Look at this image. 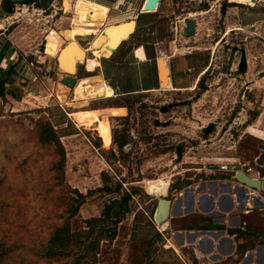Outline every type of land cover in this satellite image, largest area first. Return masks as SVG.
<instances>
[{
  "label": "rangeland",
  "instance_id": "1",
  "mask_svg": "<svg viewBox=\"0 0 264 264\" xmlns=\"http://www.w3.org/2000/svg\"><path fill=\"white\" fill-rule=\"evenodd\" d=\"M200 1L162 0L159 12L145 18L153 22L152 28L142 27L144 21L140 18L137 34L127 44V52L134 48L133 62L144 60L141 47L149 57L156 54L157 59H164L172 86L111 99L99 96L76 101L77 86L102 79L98 75L83 77L71 92L57 76L45 79L44 70L39 69L36 82L10 83L0 93V173L5 166L16 187L26 182L28 201L38 200L40 177L37 172L30 173L38 176L32 179L28 173V166H34L31 158L26 166L22 162L27 157L46 158L31 135L35 122L41 119L49 121L60 135L66 182L85 197L70 220L72 230L83 228L85 219L98 217L111 200L130 194L129 212L119 223L115 239L101 243L96 264H237L242 259L243 252L236 258L218 254L222 262H210V257L200 255L194 244L186 243L185 234L184 244L179 245L176 232L202 230L208 223L198 213L185 212L181 217L174 211L178 203L186 205L181 210L187 211V188L197 193L200 180L218 176L217 172H207L218 169L217 159L238 156L253 163L264 149L260 140L246 132L264 100V0H254L252 4L240 0ZM221 6H225L224 13ZM20 13L18 23L23 22L32 34L34 31L40 35V40L46 36L45 53L57 56L48 36L55 33L59 47L67 43L61 33L74 26L73 10L72 23L67 19L57 27L42 20L33 22L36 14ZM28 17L32 20L28 21ZM187 17L197 23L195 35L190 37L181 30ZM155 42L158 43L153 45ZM31 47L33 44L25 49ZM240 48L247 57L244 74L236 71ZM85 58L84 63L78 62L74 76L83 74L84 66L93 72L89 62L93 55ZM128 63L121 60L119 65L109 66L101 59L99 69L107 78L113 74L109 78L120 89L116 73L122 77L123 85L126 83L124 88L133 87L129 81L135 82L137 88L151 82L155 86L147 65ZM26 84L42 91L26 93L20 88ZM108 107H121L124 114L108 118L81 116L82 111ZM162 107L169 108L164 112ZM95 123L96 128L92 126ZM209 123L214 127L204 133L202 128ZM4 150L10 160L3 157ZM41 160L35 165L39 167ZM103 180L116 189L111 193L103 191ZM159 197L172 203L165 227L153 218ZM37 239L38 235L28 237V241Z\"/></svg>",
  "mask_w": 264,
  "mask_h": 264
},
{
  "label": "crops",
  "instance_id": "2",
  "mask_svg": "<svg viewBox=\"0 0 264 264\" xmlns=\"http://www.w3.org/2000/svg\"><path fill=\"white\" fill-rule=\"evenodd\" d=\"M12 1L15 2L14 10H16V12L13 11V13L10 15L3 11L0 6V68L4 70L8 68L12 69L13 74L11 76V84L26 83V81L36 82L38 78L37 72L39 69L44 70L45 79L52 76H57L60 82L62 77L67 74L60 69V66L57 63L58 57L56 55L51 56L45 53L46 36H44V41L40 40L38 39L40 35L36 34L34 31L32 34V31H29L30 28L27 27L23 22L18 23V20H20L18 17V15L21 14L20 12L27 11L28 16L30 14H36V17L33 18L35 21L33 22H40V20H42L43 22H48L56 27L58 25H61L67 19H69V22L71 24L74 13V26L72 28H68L70 30L66 33H61V36L66 41H70V38L75 36L74 40L72 41H75L76 46L83 50L84 57H92L93 55L94 59L96 60L99 57L91 48L92 42L96 39V36L100 35V32H102L108 26L122 23H131L133 25L132 31L116 46L111 54L103 56L104 58L100 57L99 62L97 60L98 65L96 67H92L90 65V67L93 68L90 71L93 72L87 71L88 68L85 69V66L83 65L84 73L79 75L78 77L75 76L76 83L83 77L98 75L102 79L103 84L109 90L108 95H103V97H105L106 99L117 98L119 96H124L127 94H137L167 88V85L163 88L160 83L156 54H153V57H149L146 50L141 47L144 53V60L133 62L131 59V55L134 48L130 53L127 52V44L130 40L135 38L137 34V30L139 28L138 20L141 18L140 20L144 21L142 27L147 28L148 26H150V28H152L151 25L153 24V22H150V20H146L145 18L159 12V9L162 5V0H159L158 9L154 12L142 10L145 0H84L87 3H94L96 5L102 6L105 9L104 17L102 18V25L98 28L95 26L88 27L77 22L75 18V2L77 0H68V2L70 1V7L68 10H66L64 7V2L66 0H32L29 4H21V0ZM71 9L73 10V13ZM69 14L71 15V17L68 16ZM27 19L28 21L32 20L31 18L29 19V17ZM37 26L39 25L37 24ZM51 31L55 30L52 29ZM151 33H154V31L152 30ZM56 36L57 35L55 33H53V35H49V43L52 45L53 50L59 53L62 47L58 46ZM123 43L126 44L121 48ZM157 43L158 42H155L153 43V45H156ZM27 44H33V47H31L30 50H26L25 47L28 46ZM41 44L43 45V47L41 46ZM62 45L63 47L66 46V42ZM88 54H90L91 56H88ZM101 59L105 60V62L109 64V66H112L111 64L117 66L120 64L121 60H128L129 65H147L149 68L150 77L154 78L155 86H152L153 83L151 82L148 83L147 86L137 88L135 87V82L132 83L131 81H129L128 84H133V87L124 88L126 86V83L123 85V80H121L122 77L117 73L116 78L119 81L118 83H120L122 87L120 89L117 85L113 86L111 79L109 78L113 76V74L110 73L107 78V76H104L103 72H101L102 70L100 71L99 69V67L101 66ZM73 63V74L76 75L78 62L75 59L73 60ZM164 64L166 65L169 74H167L169 87V85H171V73L167 67L166 62H164ZM134 77L133 80H135ZM131 79L132 77H130V80ZM6 85L8 86V84ZM30 87L31 86L29 84H26V87L20 86L22 90L26 89V93L28 92V89ZM64 87L66 90L70 89L67 86ZM36 91V93L38 94L42 90L37 88ZM70 91L72 92L71 89ZM100 109L109 110L112 109V107ZM259 109L260 111L258 115L252 120L251 123L246 126V132L260 140V142L264 146V100L263 102H261ZM92 126H95V124H93ZM101 140L102 138L100 139V141ZM263 153L264 149H261L254 157L253 163L247 160H242L238 156L219 158L216 161L218 162V166L221 164L239 162L253 168L254 174L248 176L258 179L260 181V188L257 191L250 189L247 191V194H245L244 190H241L243 187H240L239 183H237V181L233 179L234 174H232V172L220 171L219 168L216 170L207 169L208 173L216 174L214 172H217L218 176L214 178V180H200L197 185L203 186V189L200 188V191H198L197 193L193 192L188 196V199L192 201L191 204L188 205L187 211L181 210V208H186V205L184 207L182 206V204L180 205V203H178L176 206L177 210L176 212L174 211V213L175 215L181 217L185 215V212L198 213L200 214V216H202L201 218L204 223L207 222L208 225L204 226L202 230H196L199 232H176L179 245L184 244L185 234L187 238L186 243L188 242L189 244H194V246L198 249L197 251H199L200 255L210 257L212 254H214L216 255V257H218V254H221L223 258L232 256L236 258L238 255H240L241 252H243L242 259L237 264H264ZM256 173H258V176L256 175ZM212 186H214L213 191ZM178 195H181V193H178ZM201 231H210L217 234L216 237L203 238V242L200 245L202 250L198 247V239L202 238V234H200ZM193 232L196 233V237L193 241H191L190 237L191 233ZM178 233L181 234V237H179ZM197 233H199V237H197ZM180 239L182 240L181 242ZM210 242H212L213 247L211 248L210 252L207 253L205 251L207 250V248H209Z\"/></svg>",
  "mask_w": 264,
  "mask_h": 264
},
{
  "label": "trees",
  "instance_id": "3",
  "mask_svg": "<svg viewBox=\"0 0 264 264\" xmlns=\"http://www.w3.org/2000/svg\"><path fill=\"white\" fill-rule=\"evenodd\" d=\"M31 1L21 0L20 3ZM14 4L12 0L0 2L1 9L9 15L14 11ZM12 74V69L0 68V93L12 82ZM31 135L46 158L43 161L27 157L22 164L26 166L30 158L34 163L33 167L28 166V173L39 174L36 191L39 198L28 201L27 183L16 187L17 183L7 176L4 166L0 173V264H96L101 243H111L115 239L119 223L129 212L130 194L111 200L103 206L98 217L85 219L83 228L72 230L70 220L77 215L85 197L69 187L65 180V151L60 135L43 119L35 122ZM3 157L10 160L6 150ZM39 160L38 167L35 162ZM35 178L38 176L33 175L32 179ZM103 182V191L111 193L116 189L108 187L105 180ZM36 235L39 239L28 241V237Z\"/></svg>",
  "mask_w": 264,
  "mask_h": 264
},
{
  "label": "bare ground",
  "instance_id": "4",
  "mask_svg": "<svg viewBox=\"0 0 264 264\" xmlns=\"http://www.w3.org/2000/svg\"><path fill=\"white\" fill-rule=\"evenodd\" d=\"M239 1V0H238ZM243 2H249L253 3L254 0H240ZM64 7L66 10L70 7V1L66 0L64 2ZM75 18L77 22L81 25L85 26H95V27H101L102 25V18L104 17L105 9L102 6L96 5L94 3H87L84 0H77L75 2ZM133 25L131 23H122L117 25L108 26L103 30V33L101 35L96 36V39L92 42V49L95 53H97V56L103 57L106 55H110L111 52L116 48V46L127 37V35L132 31ZM65 37V36H64ZM67 39V38H66ZM66 43L65 50H69L67 54H70L73 60H77V62L84 63L86 58L84 57V52L81 50L78 46L71 47L72 43L75 44V41H68ZM76 45V44H75ZM65 47V46H64ZM63 47L61 48V50ZM61 50L59 51L57 57L62 60H66L68 58L67 56L63 55V53L60 54ZM64 50V51H65ZM77 50L80 51V55H75L77 53ZM63 51V52H64ZM75 58V59H74ZM72 60V61H73ZM164 59H157V65H158V71H160V79L163 81L162 72L164 71L166 73V76L164 78V83H162V87H168V70L166 68V65L164 64ZM90 65L92 67H96L98 65V62L96 59H90L89 60ZM64 63V62H63ZM65 64V63H64ZM64 66V65H63ZM60 69L66 73H72L73 71L70 70L67 67H60ZM168 74V75H167ZM89 79V78H87ZM86 79V80H87ZM94 81V80H92ZM83 82V81H82ZM76 85V84H75ZM74 85V87H75ZM73 87V88H74ZM109 90L108 88L103 84L102 81L95 82L94 84L91 82H87V86L77 88L74 90V97L76 101L79 100H87L89 98L93 97H99L103 95H108ZM82 104V103H81ZM81 116L83 117H89L90 114L99 116L101 118H108L110 115H122L124 114V109L119 107H114L109 110L105 109H91L87 111H82ZM93 125V124H92ZM95 126L97 127V124L95 123ZM160 227H165V224L160 225ZM200 256V255H199Z\"/></svg>",
  "mask_w": 264,
  "mask_h": 264
},
{
  "label": "water",
  "instance_id": "5",
  "mask_svg": "<svg viewBox=\"0 0 264 264\" xmlns=\"http://www.w3.org/2000/svg\"><path fill=\"white\" fill-rule=\"evenodd\" d=\"M158 6H159V0H145L142 10L154 12L158 9ZM195 24H196V22L193 19L187 18L185 20L184 31H185V34L187 36L193 35ZM71 47H75V49H76V45L74 43H72ZM65 48H66V46L63 47V49L60 52V54L63 53V55H65V56L68 55L67 56L68 58H66V60H63V62L65 64L59 58L57 59V63L60 67L65 66V67H67L73 71L74 70V63L72 61V57L70 54H67V52H69V50H65ZM239 52H240V56H239V61H238L237 66H236V71H237V73L244 74L246 72V68H247V57H246V53H245L244 48H240ZM78 54L80 55V51L77 50V53L75 55H78ZM158 73H159V79H160V71H158ZM161 76H163V79H162L163 81H161V79H160V83L162 84V83H164V78L166 76V73L163 71ZM61 82H62V84L66 85L68 88L72 89L76 83V78H75L73 72L67 73L66 75H64L61 79ZM30 89H32L34 91V93L37 92L36 89H34L32 87H30L28 89V91H31ZM213 127H214L213 123H209L206 127H203L202 129H203L204 133H208L209 131H211L213 129ZM233 179H235L237 181V183H239L240 187L241 186L243 187L241 190H244L245 194H247V191L250 189L257 191L260 188V181L258 179L250 177L242 171L236 172L233 176ZM196 187L203 189V186L197 185ZM213 187L214 186H212V191H213ZM185 193H188V195H191L192 194V188L191 187L187 188ZM163 196H165V195L163 194ZM245 198H246V195H245ZM191 201L192 200H190V204H191ZM170 206H171V201H169L168 199L160 198V197L157 198L156 208H155V212H154V216H153L155 223L162 225V224H165L167 222V219L169 217ZM200 234H202V238L198 239L199 240L198 247L201 250H202V248L200 245L203 242V238H210V237H216L217 236L216 233H213L210 231H201ZM178 235H179V237H181L180 233H178ZM195 237H196V233H194V232L191 233V237H190L191 241H193ZM181 241L182 240L180 239V242ZM212 247H213V244H212V242H210L209 248H207V250L205 252L209 253ZM212 256H216V255L212 254Z\"/></svg>",
  "mask_w": 264,
  "mask_h": 264
},
{
  "label": "built area",
  "instance_id": "6",
  "mask_svg": "<svg viewBox=\"0 0 264 264\" xmlns=\"http://www.w3.org/2000/svg\"><path fill=\"white\" fill-rule=\"evenodd\" d=\"M220 171H230L232 174H235L237 171H243L246 175L254 174L252 167L239 162H232L230 164H221L218 166ZM258 176V173H256Z\"/></svg>",
  "mask_w": 264,
  "mask_h": 264
},
{
  "label": "flooded vegetation",
  "instance_id": "7",
  "mask_svg": "<svg viewBox=\"0 0 264 264\" xmlns=\"http://www.w3.org/2000/svg\"><path fill=\"white\" fill-rule=\"evenodd\" d=\"M199 2H201L200 0H199ZM229 3V2H228ZM249 3V2H248ZM237 4V3H236ZM249 4H251V3H249ZM221 12L222 13H224L225 12V6H221ZM187 18H189V17H187ZM186 18V19H187ZM186 19H184V23H185V20ZM197 23L195 24V28H194V33H193V35H195V32H196V29H197ZM182 32H183V34H184V36L185 37H190V36H187L186 34H185V31H184V26L182 27ZM193 35H191V36H193ZM222 41V40H221ZM206 50V49H205ZM235 51H236V49H235ZM169 107H162V111H164V112H166L167 111V109H168ZM80 120V119H79ZM204 249V248H203ZM211 258H210V262H222L218 257H216V256H210Z\"/></svg>",
  "mask_w": 264,
  "mask_h": 264
}]
</instances>
